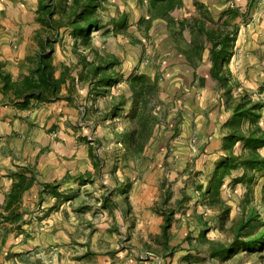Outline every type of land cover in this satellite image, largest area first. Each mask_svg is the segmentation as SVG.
<instances>
[{"label":"rangeland","instance_id":"obj_1","mask_svg":"<svg viewBox=\"0 0 264 264\" xmlns=\"http://www.w3.org/2000/svg\"><path fill=\"white\" fill-rule=\"evenodd\" d=\"M233 4L236 6V3ZM241 7L244 13H237L231 20L241 29H246V46L244 51L239 47V35L232 42V58L228 64L221 66V73L227 75L228 85L220 83L215 77L211 51L203 49L201 54L190 55V63L209 77L202 79L204 76H201L196 83L197 91H192L194 82L186 83V86L181 83L180 87L168 83L165 76L168 67L163 62L168 56L156 55L157 50L151 49L157 37L140 34L145 38L144 47L139 37L126 33V27L114 30L112 22L117 19L114 14H120V11H117L114 0L102 3L98 15L104 28L94 32L91 44L104 55L118 57L120 64L115 69L120 81L108 86L101 94H90L89 86L80 87L79 90L88 89L84 95L80 92L82 109L70 102L68 117L64 116L63 119L56 114L36 134L38 155H53L54 158L69 160V173H73V176L84 175L85 180H73L70 185L63 186L65 202H69L66 206L71 209L51 215L52 225H49L47 235L40 234L48 227L38 218L33 228L27 227L36 237L26 241L24 236L19 243L15 240L10 244V250L14 248V251L34 253L32 259L28 256V259L24 258L25 264H103L104 257L116 254L118 250L136 247L126 229L122 228V233L116 225L119 223L120 209L115 203L123 200L118 199L114 191L119 186L123 187L119 189V198L127 197L129 201L125 203L131 209L129 198L135 181L144 169L145 174L151 175L158 167L161 177L157 176L154 181L163 190V196L159 198L162 213L170 207L177 210L170 230L169 246H164L162 237L161 240L150 239L149 243H145L147 260L159 256L163 259L160 264H172L170 259L178 252L176 259L179 264H264V246L257 250L240 244L225 257L212 256L213 247L232 246L234 227L242 217L247 200L261 214L254 234L264 230V171L252 172L246 181H236L235 178H240L244 170H235L225 178L222 202L218 204L213 201L208 188L222 156L205 155L202 149L211 134L218 133L224 141L223 135L227 131L225 122L231 115L227 107L236 98L246 94L253 102L264 103V0H249ZM59 16L60 11L56 12L55 18ZM107 28H110V32L106 31ZM53 32L56 41L52 45L57 51L54 52L57 53L55 56L65 59L60 61L58 69H63L66 61L74 67L84 57L88 61L94 60L91 46L81 41L78 43L72 29L63 27L58 36L55 30ZM172 42H166V48ZM135 74H146L148 80L159 83L152 99L159 127L154 125L153 138L139 155H132L134 146L128 141L127 146L123 140L125 133H131L133 126L131 106L136 100L131 98L128 78ZM228 86L232 88L233 100L227 92ZM190 93L195 98L188 102L185 97H191ZM123 94L127 98L126 106L114 112L111 105L113 99L120 100ZM198 94L201 95L199 102L196 100ZM180 122L183 124V135L175 137L174 129ZM53 124L56 129L51 127ZM260 124L264 127V110ZM201 128L210 132L204 135ZM41 142H49L51 146L41 150ZM237 148V152L243 151L241 144ZM261 153L264 156V148ZM169 191L173 192V199L167 203L165 199ZM105 197L109 199L107 205H103ZM34 208L32 203L30 209ZM28 212L32 213L30 210ZM110 219L115 222L112 226L107 225ZM7 260L8 264H13L11 258Z\"/></svg>","mask_w":264,"mask_h":264},{"label":"crops","instance_id":"obj_2","mask_svg":"<svg viewBox=\"0 0 264 264\" xmlns=\"http://www.w3.org/2000/svg\"><path fill=\"white\" fill-rule=\"evenodd\" d=\"M248 1L164 0L163 3L166 7L164 14L160 12L162 4L159 3V0H114L117 11H120V14H114V17L119 19L125 14L128 19L126 33L135 35L136 38L139 37L143 41L144 47L145 38L140 34L157 37L154 42L150 41L154 44L151 49L157 50L156 55L168 56L163 61L168 67L165 75L168 83L171 82L180 87L181 83L186 86V83L194 82L195 87L192 91H197L196 83L198 84L200 77L204 76L202 78L204 79L209 76L201 74L200 69L196 70L193 67V64L190 63L189 51L211 50L212 48V43L206 41V34L200 29L204 28L212 33L219 31L232 33L233 29L237 27V35L240 37L239 47L244 51L246 29H241L234 20L230 25H226V23L232 19L235 12L242 14L241 5H246ZM40 2V0H0V64L2 65L0 68V264H8L7 258H11L13 264H25L24 258L28 256L32 259L34 255V253L30 254L25 250L14 251V248L12 250L8 248L11 247L10 244L13 241L17 240L16 243H19V240L25 236L24 230H17L20 223L5 220V216L14 209L17 208L19 212L23 213V228L27 233H31L30 238L36 237L30 231L36 223L35 220L39 218L42 220L41 223L46 224L48 228L40 234L47 235L49 225H52L50 223L51 215L54 213L58 215L59 212L71 209L70 206H66L69 205V202H65L66 193L62 191L64 187L61 188L59 198L46 196L42 206L39 205L43 185L60 180L67 173H71V164L69 160L62 158L59 160L53 155H38L36 137L49 118L56 114L59 117L62 116L61 118L68 117L71 112L69 110L71 103L62 98L46 103L35 101L33 106L27 109L17 105L26 95L23 85L31 70L38 64V54L47 48L49 39L51 41L54 39L53 29L42 21L43 16L39 12ZM231 3H236V6ZM214 26H216L215 29ZM170 40L173 42L166 48L165 44ZM167 51L169 53L166 54ZM55 55L57 53L52 55L53 64L58 67L60 61L65 59H62L61 56L56 58ZM66 64L70 65V62L66 61ZM61 72L62 69L59 68L58 77ZM5 77L7 78L5 79ZM7 82L10 85L8 88L5 87ZM198 88L204 87L198 86ZM84 91L86 93L88 89H80L79 93L84 95ZM62 94L63 96L68 94L66 86ZM190 96L185 97L189 100L188 102L195 98L192 93ZM200 97V94L196 96L197 102ZM182 98L184 97L182 96ZM196 104L199 105V103ZM74 105L82 109L79 100ZM201 130L206 135L208 130L206 128H201ZM221 138L222 136L218 133L211 134L209 140L202 146L203 153L205 152V155L208 156L213 154L222 156L223 141ZM40 145L41 150L51 146L49 142H41ZM144 171L145 169L135 181V186L130 192L129 205L131 209L125 203V201H129L127 197L119 198L121 195L119 189H123V187L119 186L114 191L118 195V199L123 200L119 204L115 203L119 206L121 218L116 225L122 233L124 232L122 228L126 229L131 241L137 246L132 247L131 250H118L116 254L104 257L103 264H160L163 260L159 256L151 257V260H147L148 257H145V243H149L152 238L161 240L165 221L159 203L160 196H163V190L159 183L156 185L157 181H154L157 176L161 177L160 167L156 168L151 175L145 174ZM21 172H26L28 181L34 176L33 184L23 193L19 203L14 204L12 208H7L9 196L15 182L19 181L18 174ZM32 203L36 208L31 210ZM28 209L32 212L31 214ZM114 224L113 219L108 220V226ZM27 227L31 228L28 230ZM177 254L178 252H175L174 258L170 259L173 261L172 264H179L176 259Z\"/></svg>","mask_w":264,"mask_h":264},{"label":"trees","instance_id":"obj_3","mask_svg":"<svg viewBox=\"0 0 264 264\" xmlns=\"http://www.w3.org/2000/svg\"><path fill=\"white\" fill-rule=\"evenodd\" d=\"M39 12L41 13L42 21L56 31V35L60 34L63 27L72 29L76 41L83 42L87 46H91L94 52V60L88 61L85 57L76 66L63 65L60 76H57L58 68L53 63L52 55L55 52L52 45L56 40H48L47 48L43 49L37 56L38 64L31 70V73L24 82L26 95L18 102V106L27 109L33 106V102L46 103L56 101L62 98L69 102H77L80 98L79 88L89 86V93L101 94L106 91L108 86H113L120 81L119 75L116 72V66L120 64L118 57L115 55H104L97 49L92 42L95 31L101 30L103 27L102 18L98 15L99 9L106 0H40ZM162 1V2H161ZM161 13L165 14L166 7L163 1ZM172 6V3L170 4ZM60 11L59 18H55L56 12ZM237 13H234L236 17ZM232 20L226 23L230 25ZM113 29L127 27L128 19L125 14L119 19H114ZM110 28L106 31L110 32ZM206 34V41L212 43L211 59L213 61V73L218 81L224 85H228L227 75L222 74V65L228 64L232 58V42L238 34V28H234L233 32L218 33L208 32L204 28L200 29ZM207 31V32H206ZM50 50H49V48ZM187 53V52H185ZM196 53L201 54V49L197 51H189V55ZM192 56V55H191ZM2 65L0 64V68ZM7 77H5L6 79ZM131 84V98L135 103L131 106V118L133 122L131 133H125L124 143L128 146L133 145L131 149L132 155H139L151 141L154 134V125L159 127L158 114L154 112L153 101L154 92L158 89L157 81H150L146 74H135L128 78ZM65 86L68 89V94L63 96ZM6 88L10 87L8 82ZM229 97L233 100L231 86H228ZM104 91V92H105ZM116 98L112 102V110L120 111L126 104L127 98L125 94ZM126 106V105H125ZM88 113V108H86ZM230 110V118L225 122L227 129L223 138V155L222 159L216 166L213 180L209 186V193L213 197V201L221 204V192L224 180L227 176L232 175L235 170L243 169L244 174L240 178H235L236 181H246L250 178L252 172L264 171V156L261 149L264 148V127L260 124V119L263 115L264 103H255L248 98L247 95L240 96L227 107ZM183 124L177 123L174 129V136L178 137L182 134ZM53 129L56 126L53 125ZM129 134V136L127 135ZM128 141V142H127ZM238 144L242 145L243 151L237 152ZM34 177V176H33ZM27 180L26 172L18 174L19 181L14 184L13 191L10 194L7 208H12L14 204L21 201L23 193L33 184V179ZM90 176H87V178ZM73 180H85L84 175L73 176L67 173L62 179L55 180L43 185L40 193L39 205L42 206L46 196L57 197L61 196V188L72 182ZM70 185V184H69ZM167 195L165 202H172L173 192ZM109 202L108 197L103 200V205ZM174 205V204H173ZM174 207L163 212L164 224L161 237L165 247H168L171 238L170 230L173 226V217L176 215ZM23 213L18 209H14L10 214L5 216V220L20 223L17 229L24 230L26 241L31 237L30 232H26L23 228ZM261 219L260 212L253 206L250 200H247L242 210V217L234 227L235 240L232 246L218 245L213 247V257H225L229 251L233 250L238 245H243L248 249H262L264 246V230H260L258 234H254L256 223ZM263 225V224H262ZM264 227V226H263ZM245 237V239H243Z\"/></svg>","mask_w":264,"mask_h":264}]
</instances>
